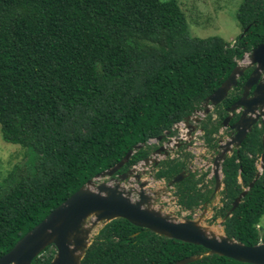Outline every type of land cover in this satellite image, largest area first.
I'll return each mask as SVG.
<instances>
[{
    "label": "trees",
    "instance_id": "16d2710c",
    "mask_svg": "<svg viewBox=\"0 0 264 264\" xmlns=\"http://www.w3.org/2000/svg\"><path fill=\"white\" fill-rule=\"evenodd\" d=\"M236 19L241 32L231 43L191 36L177 0H0V135L25 150L0 177V255L93 175L171 129L218 87L263 41L264 0H241ZM263 132L255 124L222 161V205L212 216L224 217V233L247 245L264 242V160L225 213L258 170ZM149 152V145L138 148L116 173ZM183 166L160 161L154 176L169 180ZM197 181L176 183L182 207L209 200L211 190ZM50 247L30 264H48ZM205 251L118 217L99 228L80 264H168L199 254L186 264H253Z\"/></svg>",
    "mask_w": 264,
    "mask_h": 264
},
{
    "label": "water",
    "instance_id": "95a60500",
    "mask_svg": "<svg viewBox=\"0 0 264 264\" xmlns=\"http://www.w3.org/2000/svg\"><path fill=\"white\" fill-rule=\"evenodd\" d=\"M239 59L241 61L246 59V64L238 62ZM239 59L219 86L205 96L192 111L195 113L200 112L202 115L207 114L210 108L219 103L228 94L229 90L235 86L244 71L251 68L250 66H254L246 80V86L259 81L253 90V95L246 98L247 91L245 89L242 97L232 106L233 108L242 104L245 108L240 118L233 125L237 129L236 137L220 144L222 150L213 162L216 190L221 186V162L225 158L226 152L231 150L230 144L235 142L238 145L251 130L252 124L257 119L260 118L264 124V73L260 77L261 72L264 70V39L250 51L245 52ZM248 100L250 106L246 105ZM257 108H260V110L257 111ZM182 123H184V120L176 122L172 128L180 126ZM168 132H170V129L165 130L162 134ZM162 134L150 138L146 142L134 144L119 161L88 179L23 234L8 251L0 255V264H30L32 259L49 245L55 247V254L48 264H80L85 249L92 241L86 242L85 230L82 227L88 217H92L93 223L102 221L104 224L114 218L121 217L134 225L147 228L159 235L202 245L206 248V254L214 253L238 261L264 264V242L262 241L247 245L227 236L224 231L218 232L215 229L205 228L197 220L191 218L177 220L145 206L148 202V195L143 190L145 182H140V176L135 173V169H137L139 162L140 164H146L151 161L153 159L151 155L146 156L125 171L116 173L135 150L143 145H150L152 139H159ZM262 138L264 140V132ZM157 160L156 158L155 161ZM259 160L258 170L253 179L234 198L226 216L231 214V211L238 205L247 190L252 187L254 181L260 175L263 168L264 143ZM131 174L139 182L136 198H132L120 184ZM181 176L182 174H179L172 181H176ZM106 177L109 178L108 181H101L102 178ZM223 220L224 218L220 221V225H222ZM200 257V254L188 255L168 264H186Z\"/></svg>",
    "mask_w": 264,
    "mask_h": 264
},
{
    "label": "rangeland",
    "instance_id": "374dc122",
    "mask_svg": "<svg viewBox=\"0 0 264 264\" xmlns=\"http://www.w3.org/2000/svg\"><path fill=\"white\" fill-rule=\"evenodd\" d=\"M183 9L188 22V30L191 36L206 37L210 35H219L228 42H233L235 37L240 34L241 27L236 19V10L241 0H177ZM238 62L246 64L247 60L241 59ZM253 67V66H250ZM213 107L210 108V110ZM202 115V114H201ZM179 129L183 131V126L180 125ZM177 130V131H176ZM175 134L179 130L176 128ZM189 137L190 153L192 154L190 164L195 169V173L205 171V183L211 187L212 183L209 177L212 173L210 164L213 152L205 150L201 138V132H195ZM224 139V135H221ZM154 140H151V143ZM184 153V152H183ZM25 150L17 144L5 142L0 135V177L13 163L20 161L24 158ZM169 155L175 156L176 152H169ZM183 156L182 153H180ZM161 159V156H157ZM207 164V165H206ZM135 173L139 174L140 182H145L143 187L144 192L148 195V202L145 206L153 208L158 213L181 220L183 218H191L197 220L203 227L208 229H215L218 232H223V227L220 225L222 218L218 216L215 220L211 219L213 212L221 205V195L217 191L211 200L205 204H201L194 209H185L181 207L176 201V196L173 192L174 188L168 186L167 182L163 179L154 177V168L150 167V163H138ZM222 176V174H220ZM109 178H102L101 181H108ZM121 187L128 192L132 198L137 197L139 190L138 184L134 175L131 174L127 179L120 182ZM189 216V217H188ZM104 224L100 221L93 223L92 217H88L83 223L85 230L86 242L89 243L99 228ZM260 225L264 226V215L262 216ZM54 248L51 245L50 249ZM48 251L43 255H47ZM55 254V252H54Z\"/></svg>",
    "mask_w": 264,
    "mask_h": 264
},
{
    "label": "flooded vegetation",
    "instance_id": "af4514ba",
    "mask_svg": "<svg viewBox=\"0 0 264 264\" xmlns=\"http://www.w3.org/2000/svg\"><path fill=\"white\" fill-rule=\"evenodd\" d=\"M253 68L254 66L250 68L248 75L245 77L243 81H241V83L237 81L235 86H233L232 89L229 90L228 94L224 97V98L226 97L229 98L228 99L229 101H223L224 99L223 98L219 103L213 106V108L209 110V112L205 115H201L200 112L199 113L192 112L185 119H183L184 123H182V126H183L182 132H181V129H179V126H175L173 128L171 127L170 132L162 134V136L159 139H153L154 141L149 145L150 147L149 155L153 157V159L149 161V163H150V167L154 168V175H155V171L157 170V166L160 164V161L171 159V160H179L183 163L184 166L175 175H173L171 179L166 180L165 178H160L166 181L168 186L174 188L173 192L177 199H178V195L176 194V190H177L176 183L181 182L185 177H191L193 180H198L196 182V188H200L201 191L207 192L208 189L211 190L208 201H201L197 206H194L191 209H194L195 207H198L201 204H205L209 202L217 191L221 195L220 191L222 189L223 183L221 181V186L217 190L215 189V176L213 172V162L215 161L216 156L220 154L222 150V148L220 147V144L222 143L224 144L226 143V141H230L232 139H235L236 137L237 129L233 125L240 118L245 108L242 104L237 105L233 108L232 106L235 102H237L242 97L243 93L245 92V89L247 91L246 98H250L253 95V90L255 89L256 84H258L259 81H255V83L249 84V86H246L247 85L246 80ZM263 73H264V70L263 72H261L260 77L263 75ZM230 91H232L231 96L229 95ZM259 110L260 108H257V111ZM203 123L204 124L206 123V126H203ZM255 124L258 127L261 126L262 122L260 118L257 119L256 122L252 124L251 129ZM176 128H178L179 132L177 135L172 136L173 134H175ZM207 129L210 133L206 131ZM195 132H201V138H202V142L204 144L205 150H210L211 152L214 153L211 158V162H210V164L212 165V167H210L212 173L209 177V180L212 183L211 187H209L205 183V181H207L205 171H200L199 173H195V169H193L192 165L190 164V159H191L192 154L190 153V151H188V149H190L189 137L192 136L191 134ZM221 135H224V139L221 138ZM207 137H209L208 140H207ZM241 142L238 145H236L235 142L231 143L230 144L231 150L226 152L225 158L227 156L232 155L234 152L237 153L241 145ZM172 151L176 152L175 156L169 155V152H172ZM180 153H182L183 156H181ZM161 155H162V158L161 159L159 158L157 161H155L156 157L161 156ZM259 158L260 156L257 159H255V164L257 168L260 162ZM179 174H182V176L178 178L176 181H172L173 178H175ZM221 174H222V171H221ZM171 181L172 183L170 184ZM221 205H222V195H221ZM231 205H232V202H231ZM230 207L226 210V213L230 209ZM185 209H188V208H185ZM226 213H225V216H226ZM212 216H211L212 220H215L218 217L217 216L216 218H213ZM221 218L223 219L224 217H221Z\"/></svg>",
    "mask_w": 264,
    "mask_h": 264
},
{
    "label": "bare ground",
    "instance_id": "6f19581e",
    "mask_svg": "<svg viewBox=\"0 0 264 264\" xmlns=\"http://www.w3.org/2000/svg\"><path fill=\"white\" fill-rule=\"evenodd\" d=\"M246 105H248V106H250L251 104L249 103V100L248 101H246Z\"/></svg>",
    "mask_w": 264,
    "mask_h": 264
}]
</instances>
